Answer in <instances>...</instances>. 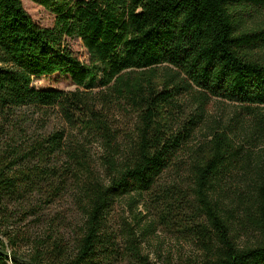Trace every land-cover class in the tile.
Returning <instances> with one entry per match:
<instances>
[{"label":"trees","instance_id":"16d2710c","mask_svg":"<svg viewBox=\"0 0 264 264\" xmlns=\"http://www.w3.org/2000/svg\"><path fill=\"white\" fill-rule=\"evenodd\" d=\"M30 1L55 15L52 27L22 0H0V264H150L131 225L122 247L107 230L117 199L137 226L142 205L191 233L198 254L163 264H264V172L251 199L219 196L247 168L240 124L264 127V0ZM56 72L77 88L32 86ZM214 98L238 112L192 147ZM68 192L77 219L50 215Z\"/></svg>","mask_w":264,"mask_h":264},{"label":"rangeland","instance_id":"374dc122","mask_svg":"<svg viewBox=\"0 0 264 264\" xmlns=\"http://www.w3.org/2000/svg\"><path fill=\"white\" fill-rule=\"evenodd\" d=\"M22 6L29 14L31 19L41 27H52L55 15L42 6L30 1L22 0ZM68 46L73 54L83 63H88V52L80 39H66ZM32 86L36 89H53L62 91H74L77 86L71 81L69 75L59 72L43 75L32 79ZM239 106L235 103L219 99L210 100L205 107V113L197 130L196 136L192 140L191 146L195 147L203 141L207 134L216 125L223 126L231 124L232 118H235ZM193 110H187L184 117H190ZM123 129L127 131L131 128L130 117L124 118L118 115ZM51 122L55 126L60 124L56 115L53 113ZM239 131V132H238ZM236 144L240 145L243 154L246 155L247 162L245 170L234 171L230 176L224 179L220 184L219 196L225 199L226 203L237 202L238 197H247L251 199L254 194V181L256 171L264 172V127L261 135H256L249 125L240 124ZM90 155L95 162L101 155V150L97 144L89 145ZM244 161V159H241ZM98 164V163H97ZM185 176V175H180ZM180 178V177H178ZM72 193L68 192L49 208L50 215L62 220H75L78 215L74 214V205ZM137 213L142 215L140 226L136 225L132 213L128 210L124 200H113L106 219V228L115 234L121 247L125 245V236L123 227L125 224L131 225L140 239L141 255L148 258L150 264H163L167 258L177 261L179 257H187L198 254L195 247V240L190 232H184L182 226L177 220L165 224L154 211L148 212L142 205L137 208ZM44 227V224L41 228ZM40 228V229H41ZM39 229V228H38ZM64 230V229H61ZM39 230L38 232H40ZM251 234H243L239 240L240 245L248 244ZM117 264H139L126 259H120Z\"/></svg>","mask_w":264,"mask_h":264}]
</instances>
